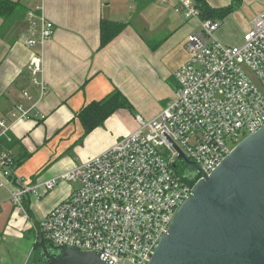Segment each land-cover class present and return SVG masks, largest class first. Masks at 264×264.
<instances>
[{
	"label": "built area",
	"instance_id": "1",
	"mask_svg": "<svg viewBox=\"0 0 264 264\" xmlns=\"http://www.w3.org/2000/svg\"><path fill=\"white\" fill-rule=\"evenodd\" d=\"M154 1L173 4L194 27L184 45L188 59L174 74V95L156 117L137 116V128L111 148L34 185L16 174L2 143L10 141L11 126L0 119V177L14 184L8 189L14 208L30 218L28 197L40 200L60 181L70 186L64 200L32 223L34 244L42 237L56 251L70 247L111 264H148L193 186L264 126V9L242 43L227 46L215 38L220 21L201 19L192 0ZM53 33V23L40 18L26 45L43 44ZM27 68L34 77L41 71ZM30 111L17 106L11 116L25 120ZM0 187L7 189L2 181Z\"/></svg>",
	"mask_w": 264,
	"mask_h": 264
},
{
	"label": "crops",
	"instance_id": "2",
	"mask_svg": "<svg viewBox=\"0 0 264 264\" xmlns=\"http://www.w3.org/2000/svg\"><path fill=\"white\" fill-rule=\"evenodd\" d=\"M9 1L17 4V10L7 20L0 17V119L11 126L10 141L4 138L2 143L18 162L16 174L25 183H42L98 156L137 128V116L156 117L173 97L174 74L188 59L184 45L194 28L175 12L173 4L154 0ZM239 4L227 16L236 15ZM231 6V2L226 5ZM40 18L53 23L54 33L43 44L29 47L26 41L33 31H39ZM101 21L125 26L100 49ZM249 29L246 26L232 43L241 44ZM215 38L224 45L231 43L218 32ZM176 55L180 61L174 59ZM28 64L39 65L40 73L32 76ZM114 91L131 109H118L86 133L79 112ZM17 106L31 109L28 118L11 116ZM0 181L7 186L0 187L5 191L0 197V264H32L34 253L38 255L32 223L64 200L70 186L60 181L40 200L28 197L25 208L30 218H26L8 202V189L14 184L1 177Z\"/></svg>",
	"mask_w": 264,
	"mask_h": 264
},
{
	"label": "water",
	"instance_id": "3",
	"mask_svg": "<svg viewBox=\"0 0 264 264\" xmlns=\"http://www.w3.org/2000/svg\"><path fill=\"white\" fill-rule=\"evenodd\" d=\"M39 246L45 264H111L77 248L53 254L42 237ZM148 264H264V126L193 186Z\"/></svg>",
	"mask_w": 264,
	"mask_h": 264
},
{
	"label": "trees",
	"instance_id": "4",
	"mask_svg": "<svg viewBox=\"0 0 264 264\" xmlns=\"http://www.w3.org/2000/svg\"><path fill=\"white\" fill-rule=\"evenodd\" d=\"M231 7H225L223 9H214L209 7L205 0H193L196 8L200 13V17L203 20H223L233 8L239 4L240 0H232ZM17 10V4H13L9 0H0V17L7 20L8 16ZM124 24L115 23L111 21H101L100 23V49L106 46L117 34L124 29ZM131 109L127 101L120 95L119 92L114 91L105 99L99 102L89 104L83 108L78 118L84 126L85 132L92 131L95 127L102 125V123L118 109ZM18 164V162H16ZM34 249L40 257L43 259L39 242L34 244ZM48 246V245H47ZM50 247V246H48ZM51 248V247H50Z\"/></svg>",
	"mask_w": 264,
	"mask_h": 264
},
{
	"label": "rangeland",
	"instance_id": "5",
	"mask_svg": "<svg viewBox=\"0 0 264 264\" xmlns=\"http://www.w3.org/2000/svg\"><path fill=\"white\" fill-rule=\"evenodd\" d=\"M212 8L216 9H223L222 7H226V5H229L230 2L232 3V0H205ZM234 9V8H233ZM264 9V0H244L242 4L238 5L237 9L238 13L231 14L227 16L224 20H220L221 27L217 31L219 34H224L227 38V42L231 43H225L227 46H236L240 45L237 42L232 43V41L238 39L241 37V34L243 33L242 30L246 26H251L252 21L259 15V13ZM236 16V17H235ZM219 21V20H218ZM216 32V33H217ZM215 33V34H216ZM223 44V43H222ZM174 59L178 60L179 56L176 55ZM180 61V59H179ZM5 195V191L3 189H0V197ZM40 257L39 255H36L34 253V263L32 264H39L37 262V257ZM44 263V260H40Z\"/></svg>",
	"mask_w": 264,
	"mask_h": 264
},
{
	"label": "flooded vegetation",
	"instance_id": "6",
	"mask_svg": "<svg viewBox=\"0 0 264 264\" xmlns=\"http://www.w3.org/2000/svg\"><path fill=\"white\" fill-rule=\"evenodd\" d=\"M51 251L53 252V254H57V253H59V251H56V250H54V249H52V248H51ZM42 264H45V263L42 262Z\"/></svg>",
	"mask_w": 264,
	"mask_h": 264
}]
</instances>
